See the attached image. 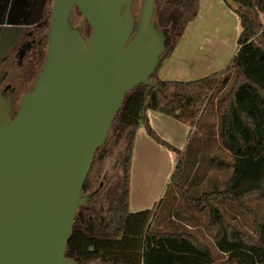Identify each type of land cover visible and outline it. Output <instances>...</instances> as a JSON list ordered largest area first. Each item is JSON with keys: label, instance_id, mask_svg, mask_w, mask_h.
I'll return each mask as SVG.
<instances>
[{"label": "trees", "instance_id": "trees-1", "mask_svg": "<svg viewBox=\"0 0 264 264\" xmlns=\"http://www.w3.org/2000/svg\"><path fill=\"white\" fill-rule=\"evenodd\" d=\"M53 1L35 0L29 10L28 24L32 27L25 40L31 41L23 42L26 43L20 70L23 85L30 82L33 85L43 64ZM232 1L237 6L235 14L241 31L237 50L226 69L192 81H177L161 80L158 73L194 17L198 0H154L153 22L166 37L165 51L150 77L155 85L152 88L138 85L126 93L83 184V193L94 195L79 208L66 258L76 264H213L209 247L182 225L190 223V219H182L178 212H169L172 218L164 231L152 229L156 212L166 206V199L171 205L169 200L172 203L173 198L168 191L173 188L187 208L206 215L210 239L217 252L226 257L227 264H264V217L248 203L253 198L264 199V26L259 18L264 16V0ZM73 12L82 21V29L70 21L71 25L87 37L88 24L76 7ZM4 15L0 10L2 19ZM40 34V40L36 41L35 35ZM28 55L32 58H27ZM214 100L215 131L201 122L205 109ZM148 111L195 127L183 151L152 130ZM140 126L154 142L178 156L156 212L150 209L131 213L128 209L133 145ZM213 134L221 149L231 155L230 163L225 165L231 173L223 184L192 195L185 185L194 183ZM115 155V173L103 184L104 164ZM111 184L114 189L109 194ZM212 203H229L245 213L252 221L251 234L237 231Z\"/></svg>", "mask_w": 264, "mask_h": 264}, {"label": "water", "instance_id": "water-1", "mask_svg": "<svg viewBox=\"0 0 264 264\" xmlns=\"http://www.w3.org/2000/svg\"><path fill=\"white\" fill-rule=\"evenodd\" d=\"M133 2L54 0L43 64L16 113L0 90V264H76L65 252L79 208L94 195L82 191L92 161L126 93L155 85L166 48L154 0H141L137 20ZM74 7L87 37L71 25ZM18 32L2 29L0 65Z\"/></svg>", "mask_w": 264, "mask_h": 264}, {"label": "rangeland", "instance_id": "rangeland-1", "mask_svg": "<svg viewBox=\"0 0 264 264\" xmlns=\"http://www.w3.org/2000/svg\"><path fill=\"white\" fill-rule=\"evenodd\" d=\"M140 8L141 0H134L132 10L136 20L138 19ZM259 18L260 22L264 26V16L259 15ZM225 20H223L221 23L225 24L228 22L226 27H223L222 24H217L215 22H203L200 26V31H198L196 34H194V37H192L190 46L188 42L186 43V46H183V43L179 45L178 52H183L180 61L183 59V62L185 63L184 65H186L187 68L186 73L184 76H182L184 78H181L179 81H185L186 79H188L187 81L200 79L211 73L226 69L228 65L227 63L230 62L237 50V37L239 33L238 31L235 33L233 32V30H235L233 28L234 24L232 23L233 19ZM70 21L76 25V27L82 29V21L75 12L70 15ZM195 22L196 20L192 18L190 25H194ZM238 26V28L241 29L239 24ZM28 31H30V29H24L23 33H29ZM35 36L36 41L40 40L41 34ZM205 38L206 40H204ZM17 58L18 57L16 56L15 52L11 50L6 54V58L1 66V68L6 71V79L3 82V86L9 85L10 89L12 90L11 93L14 100V113H16L19 107V103L23 94L32 87L31 82L27 85L20 83L22 79L20 70L22 69L23 62L22 60H19L20 58ZM27 58H32V55H28ZM216 121V102L214 100L212 104L205 109L201 122H204L207 126H210L213 131H215V127L217 125ZM193 130H195V127L192 126L191 132ZM197 134L200 136L201 132L198 131ZM211 138L212 139L207 146V151L205 152L204 163L200 164L196 171L194 183L188 182L185 185L187 188L190 187L192 195L201 194L204 191L210 189L215 184H223V182L231 173V170L225 166L226 164L230 163L231 155L221 149L216 135H211ZM116 158L117 155L108 158L104 164V175L102 178L103 184L107 183L114 175L115 171L113 170V166L115 164ZM149 164V173L148 171L143 173H145L147 180L151 181L154 179L152 174H156V171L160 169L161 162L159 158L154 157L149 161ZM138 176L139 173L134 167L133 177L137 179ZM113 189L114 187L111 184L108 189L109 194L112 193ZM168 192L169 197L173 198L172 203L169 200L171 204L169 205L166 199V206L163 207V209L160 207L157 212L156 209L158 203L156 204V206L153 208L154 212H156V217L151 223L152 229L164 231L168 228H166V226L169 225L170 218H172L171 216H168L169 212H178L179 217L182 219H190V223H184V225H187L189 228L187 230L194 234L199 240H202L209 247L211 254L213 255V264H227L226 257L217 252L210 239L209 233L206 229V215H202L187 208L180 194L177 191H174L173 188L169 189ZM144 194L145 193H141V196ZM141 196L139 194H135V198L138 197L137 199H139ZM248 203L252 209L264 217V199L253 198L249 200ZM212 205L219 207L226 220L237 231L244 234H251L252 221L245 213L239 212L232 204L229 203H212Z\"/></svg>", "mask_w": 264, "mask_h": 264}, {"label": "crops", "instance_id": "crops-1", "mask_svg": "<svg viewBox=\"0 0 264 264\" xmlns=\"http://www.w3.org/2000/svg\"><path fill=\"white\" fill-rule=\"evenodd\" d=\"M193 18L196 22L194 25H190V23L188 24L175 49L161 66L158 73L161 80L179 81L181 78H184L182 76L186 73L187 68L186 65H184L185 63L183 62V59L180 61L183 52H178V47L181 43H183V46H186L187 42L190 46L192 37L200 31V26L203 22H215L217 24H222L221 22L225 19H233L232 23L234 24L233 28L235 29L233 32L235 33L238 31V33H240L239 31H241V29L238 28L240 21L235 14V11L228 8L222 0H198ZM227 24L228 22L222 24V26L226 27ZM204 40H206V38ZM187 80L188 79L185 81ZM147 118L152 130L162 140L169 143L179 151H183L191 131V128L187 124L178 122L170 117L153 111L147 112ZM154 157L159 158L161 167L156 171V174H152L154 179L149 181L147 180L145 173L147 171L149 173V161ZM177 161L178 156L176 154L154 142L147 136L142 126L138 128L132 153L128 202L129 212L134 213L142 210H153L167 190ZM134 167L139 173L137 179L133 177ZM141 193L145 194L141 196ZM135 194H139L141 197L137 199L138 197L135 198ZM182 225L189 229L187 225H184V223H182Z\"/></svg>", "mask_w": 264, "mask_h": 264}, {"label": "flooded vegetation", "instance_id": "flooded-vegetation-1", "mask_svg": "<svg viewBox=\"0 0 264 264\" xmlns=\"http://www.w3.org/2000/svg\"><path fill=\"white\" fill-rule=\"evenodd\" d=\"M34 1L35 0H0V10L3 11L5 14L3 19L0 17L1 18L0 19L1 21L0 22V36H1L2 29L5 28L7 25H15L19 27V32H18L15 42L12 43L4 52L2 63L0 65L1 71H5L1 68V66L6 58V54L11 50L14 51L16 56L20 58L19 60H22L23 62L24 56L26 55L25 50L23 49L26 43H23V42L26 39L25 37L27 36V32L23 33V31L24 29H27V28L30 29L32 27L31 25L28 24V18H29V10ZM30 41L25 40V42H28V43ZM21 52L23 53L21 54ZM5 79L6 78L4 77V79L0 83V90L5 93H10L12 95L11 93L12 90L10 89V86L9 85L3 86V82L5 81Z\"/></svg>", "mask_w": 264, "mask_h": 264}]
</instances>
